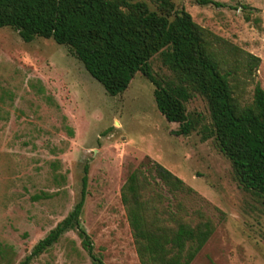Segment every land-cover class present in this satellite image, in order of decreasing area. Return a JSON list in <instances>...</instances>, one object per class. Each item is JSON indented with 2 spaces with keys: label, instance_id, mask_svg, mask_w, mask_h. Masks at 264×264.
Wrapping results in <instances>:
<instances>
[{
  "label": "rangeland",
  "instance_id": "374dc122",
  "mask_svg": "<svg viewBox=\"0 0 264 264\" xmlns=\"http://www.w3.org/2000/svg\"><path fill=\"white\" fill-rule=\"evenodd\" d=\"M156 10L154 0H145ZM200 26L260 58L253 76L238 70L235 94L250 102L255 82L264 90V0H171ZM153 75L176 82L159 54L149 61ZM154 85L140 72L116 96L84 68L65 45L36 37L25 42L0 27V264H21L33 246L78 201L87 166V195L80 227L104 264H140L120 200L129 172L156 161L192 188L170 193L148 176L150 196L192 223L210 219L214 231L190 264H264V203L238 183L229 160L210 134L205 99L186 101L192 124L177 135L178 123L158 111ZM34 195L41 198L34 200ZM28 264H92L76 228L63 232Z\"/></svg>",
  "mask_w": 264,
  "mask_h": 264
},
{
  "label": "trees",
  "instance_id": "16d2710c",
  "mask_svg": "<svg viewBox=\"0 0 264 264\" xmlns=\"http://www.w3.org/2000/svg\"><path fill=\"white\" fill-rule=\"evenodd\" d=\"M154 1L156 10H150L145 0H0V27L17 31L25 42L42 37L67 46L110 96L123 92L140 72L154 85L158 111L168 122L178 123L177 135L191 131L185 103L194 94L201 95L218 150L231 163L239 185L264 203V90L255 82L251 101L243 103L231 83L238 70L253 76L260 58L200 26L171 0ZM194 2L224 6L216 0ZM155 54L174 73L176 82L153 75L149 61ZM143 168L140 163L130 171L120 190L137 258L140 264H190L214 225L204 218L192 223L186 211V218L181 217V204L176 211L163 207L160 193L149 195L154 185L149 175L170 193L189 194L192 188L156 161L145 168L147 175ZM87 171L85 166L78 201L21 264H28L73 228L92 264H104L79 223Z\"/></svg>",
  "mask_w": 264,
  "mask_h": 264
}]
</instances>
